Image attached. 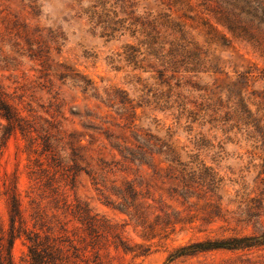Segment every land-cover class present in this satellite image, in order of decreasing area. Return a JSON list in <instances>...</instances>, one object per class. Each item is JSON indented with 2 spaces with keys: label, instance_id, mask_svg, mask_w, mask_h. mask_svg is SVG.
Wrapping results in <instances>:
<instances>
[{
  "label": "rangeland",
  "instance_id": "rangeland-1",
  "mask_svg": "<svg viewBox=\"0 0 264 264\" xmlns=\"http://www.w3.org/2000/svg\"><path fill=\"white\" fill-rule=\"evenodd\" d=\"M134 1L138 13L162 7ZM251 1L258 16L243 20L244 35L218 27L230 47L212 54L214 73L193 87L172 80L167 88L127 64L124 46L135 45L128 34L108 39L93 29L96 0H0V90L21 117L70 136L83 170L72 186L56 175L41 193L31 181L47 163L41 141L0 132V230L5 241L13 236L14 264H32L27 238L35 234L49 247L50 264H264V245L167 261L191 243L264 233V0ZM189 2L200 9V0ZM79 77L96 91L82 92ZM125 100L129 112L120 108ZM135 129L170 145L194 171L185 183L152 149L136 188L127 186L134 175L116 165L108 142L133 143ZM84 171L106 189L96 190Z\"/></svg>",
  "mask_w": 264,
  "mask_h": 264
},
{
  "label": "trees",
  "instance_id": "trees-1",
  "mask_svg": "<svg viewBox=\"0 0 264 264\" xmlns=\"http://www.w3.org/2000/svg\"><path fill=\"white\" fill-rule=\"evenodd\" d=\"M158 1L162 5L158 6L159 11L149 9L138 13V3L134 0H96V5L91 6L90 19L93 20V29L99 31L101 38L111 39L115 33L120 36L128 34L135 45L124 46L127 64H133L134 69L150 74V79H155L153 75H156L159 85L167 88H171L172 80L176 82V88H182L187 84L193 87V82L200 80L201 76L210 77L214 73L212 54L230 47V40L218 27L231 36L240 37L245 33L243 20L257 19L258 16V9L251 0H200L199 10L192 7L189 0ZM198 28L201 30L197 31ZM140 63H146V66H138ZM235 73L242 80L251 76V70ZM258 80H264V76H260ZM75 83L84 93L96 91L83 77L77 78ZM242 94V91L238 94L239 104ZM127 104L126 100L121 102L120 108L129 112ZM43 126L36 117L31 120L21 117L0 90V132L6 130L7 138L17 131L32 135L34 142L41 141L42 150L46 153V166L40 163L31 171L33 186L41 193L50 189L56 175L66 185L72 186L77 174L83 171L75 161L78 157L76 151L68 143L70 136L56 127H52L54 133L50 134ZM135 133L133 143L108 142L109 152L113 157L119 158L116 165L125 167V171L134 175L131 182H127L131 190L136 188V179L145 159L154 155L152 149H156L155 155L163 157L162 162L178 175L182 183L186 182L188 175L194 171L175 157L170 145L162 143L159 138L142 129H135ZM64 142L68 143V148L63 147ZM84 174L92 178L96 190L106 189L100 176L91 177L87 171ZM11 191V207L18 214L20 201L16 195V185L12 186ZM27 239L30 243L28 256L31 263L50 264L49 247L45 241L37 234ZM12 244L13 236L5 241L0 230V264H14ZM263 245L264 233L259 237L207 240L177 248L167 261L209 251H249ZM57 251L60 252V248Z\"/></svg>",
  "mask_w": 264,
  "mask_h": 264
}]
</instances>
